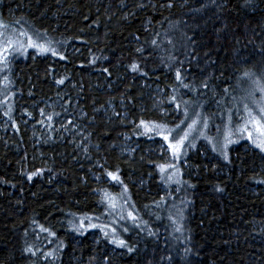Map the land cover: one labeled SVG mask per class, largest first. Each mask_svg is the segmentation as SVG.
Masks as SVG:
<instances>
[{
	"label": "trees",
	"instance_id": "16d2710c",
	"mask_svg": "<svg viewBox=\"0 0 264 264\" xmlns=\"http://www.w3.org/2000/svg\"><path fill=\"white\" fill-rule=\"evenodd\" d=\"M0 22V42L27 32L24 40L57 53L27 47L5 54L0 118L8 116L11 129L0 131V264H264V156L257 150L239 145L225 162L211 149H194L177 191L163 195L159 158L142 149L122 158L114 147L127 132L146 145L155 135L140 122L175 124L184 102L200 100L209 113L225 108L246 72L264 75V0H0ZM155 87L168 92L175 113L153 109ZM68 93L87 112L103 167L95 169L109 184H97L71 140L35 145L37 126L53 125L50 108L40 116L38 107ZM109 101L118 117L100 111ZM121 107L138 126L122 124ZM20 110L35 135L20 124ZM119 184L133 197V225L140 221L125 235L131 252L97 227L85 232L69 223L73 216L102 223L103 190Z\"/></svg>",
	"mask_w": 264,
	"mask_h": 264
},
{
	"label": "rangeland",
	"instance_id": "374dc122",
	"mask_svg": "<svg viewBox=\"0 0 264 264\" xmlns=\"http://www.w3.org/2000/svg\"><path fill=\"white\" fill-rule=\"evenodd\" d=\"M146 1L150 3V0ZM25 38L26 36H21V39L10 38L13 41V47L9 49V52L13 51V49L17 47V41H20L25 45V48L21 49L20 52L26 51L28 40H24ZM31 39L36 43L43 44L34 37H31ZM43 45L47 46V44ZM5 67L6 62L0 60V73L5 71ZM71 87L78 91L76 84H71ZM3 92H5V90H3ZM64 93L65 91H60L62 96H64ZM150 94L151 100L154 101L152 107L156 112L163 116H168L176 112L174 107H169L167 104L169 95L165 89L155 87L150 89ZM64 99L56 96L53 99L44 101L43 107H38L40 116H42L40 114V110H42V108H50V111L47 113L51 114L52 119L48 120L50 124L53 125L52 128L50 127V130L49 125L47 124L37 126L36 134L38 133V135L34 140L35 145L39 147V150H41V146L43 144L49 145L55 142L62 143L68 139L71 140V144L76 146L83 158H86L89 162L90 174L92 175V178L97 181V184H103L104 182L109 184L111 182L109 178L104 176L98 169H95L103 167L101 166L100 159L96 158L92 152V149L97 150L98 147L92 143L88 124L84 121L88 118L87 112L82 106H80L78 100H76V95L74 97V94L68 93ZM65 102H71L73 108L72 111L65 108ZM114 105L115 104L112 101H109L108 105L100 109V111L104 115L110 114L107 116L108 119H110V116L113 115L118 117L119 112H117ZM245 105L252 109L254 113L259 114V108L264 106V75L242 76L237 82L235 91L228 99V103L225 108L214 109L211 113H209L202 109V103L200 100L197 102L196 100L187 101L184 102L182 108L180 109L181 113L178 115L177 123L172 125L159 124L164 126L162 129L164 135L168 134V130H173L169 140L174 143L175 141L173 138L178 134L183 135L184 131H187V126L191 124L193 120H197L196 126L189 134L188 139L184 142L178 158L173 154L172 150L168 148L169 141H165L163 136L157 135L155 132H149L155 136L151 138L150 141L146 142V145H143L140 140L133 138L128 132L123 133L121 135V140L118 141L114 147L122 158H134L136 153L141 149L143 153L159 158L158 170L161 178L160 189L163 195H166L171 193L172 188L177 191V183L182 177L183 171L190 167L187 162L189 154L192 150L199 147H204V155L209 149H211L212 152L222 158L225 162L230 161L232 151L239 145H245L246 147L251 146L264 156V152L257 148L252 143V140L248 139L247 132H240V128L243 126L244 118L246 117V112L244 110ZM121 109L122 113L120 116L122 124L127 126H138L135 119L129 117L126 107H121ZM185 109L187 110L186 113ZM18 116L20 124L25 126L27 125L30 130H34L35 135V126L29 122L27 118H25L22 110L18 112ZM48 117L49 116L46 118ZM44 120L47 121V119ZM90 122L91 121L88 120V123ZM205 122L207 125L206 127ZM177 125H179V128ZM9 129H11L10 118L3 115L0 118V131L6 132ZM248 132L253 133V139H264V137H261L251 125L248 127ZM229 140L233 142L228 143ZM225 156H227V158H225ZM168 165H171L172 167H165L164 170L161 169V166ZM105 194L114 200L116 207L111 206ZM102 198L104 200V207L100 216L102 223L96 219H91L92 217L86 218L83 216H73L72 219L69 220V223L72 224L73 227H77L87 232L91 229V227H89L90 221L92 222L94 220V225L99 226L97 228L109 242L112 243L113 236L117 239L125 241V235H129L133 228L140 226V221L138 220L133 225L134 220L128 215L129 212H131L133 216L135 213V211H133V197L127 189H123V187L119 184V187L115 190L110 191L109 188L103 190ZM85 218L87 219L86 222L89 219L91 220H89L88 223H85ZM81 220H83V228H80ZM113 228L116 229L115 233H112L111 231ZM125 229H127V231H125ZM106 232L108 235H105ZM94 234L97 235L98 238L96 240L100 243L102 236L97 231H95ZM114 245L118 246L116 244ZM113 252H117V250L113 248Z\"/></svg>",
	"mask_w": 264,
	"mask_h": 264
},
{
	"label": "snow or ice",
	"instance_id": "6c2138e0",
	"mask_svg": "<svg viewBox=\"0 0 264 264\" xmlns=\"http://www.w3.org/2000/svg\"><path fill=\"white\" fill-rule=\"evenodd\" d=\"M0 26H4L6 27V25H2V22H0ZM20 36H28L27 32H20L19 33ZM0 36H3V33H0ZM17 47L14 48V51H20L21 49L25 48V45L23 43H21L20 41H17ZM153 43H155V41H153ZM6 44V46H4ZM13 47V41L11 39H8L6 41L0 42V60L6 62L7 61V56L5 55L10 48ZM26 47H30V48H37L39 49L42 53L43 52H52L53 55H57L56 50L54 48L48 47L46 45L43 44H39L34 42L31 37H28V42H27V46ZM131 69L132 71H137L139 69V65L138 64H132L131 65ZM105 71H107V69H105ZM250 73H245V76H249ZM176 78L177 80L180 79V72L177 71L176 73ZM5 79H7L5 77ZM60 83H63V80L59 81ZM184 87H188L187 85H184ZM205 87H207V85H205ZM176 97L173 96L172 100L175 101ZM177 108H179V104L176 105ZM244 110L246 112V117L244 118V124L243 126L240 128V132H247L248 134V139L252 140V143L259 148L262 152H264V139H253V133L252 132H248V127L249 125H251L257 133L260 134L261 137H264V106L259 108V114L254 113V111L250 108H248L247 105L244 106ZM186 109H185V113H186ZM49 120L52 119L51 116L48 117ZM183 123V122H182ZM140 124L143 126L145 133H149V132H155L157 135H161L163 136V139L165 141H169L168 143V148H170L173 152L174 155L179 156V153L181 151V149L183 148L184 142L188 139L189 134L191 133V131L194 129V127L197 124V120H193L191 124H189L187 126V131H184L183 135H177L176 137H174V143L172 141L169 140V137L172 135V131L173 130H168V134L164 135V132L162 131L163 127L162 125L156 124L155 122L152 123H148L145 121H141ZM206 122H205V127H206ZM177 127L179 128V125H177ZM233 141L229 140L228 143H232ZM226 146V145H225ZM225 158H227V156H225ZM165 167H172L171 165L168 166H161V169L164 170ZM108 175L115 181L120 182V177L118 174L116 173H111L109 172ZM31 178V177H29ZM106 198H108L109 203L111 204L112 207H116V204L114 202V200L111 197H108L107 194H105ZM128 215L130 217H132L133 220L136 219L135 216L132 215L131 212L128 213ZM84 224H83V220L80 221V228H83ZM89 227H98V225H94V224H90ZM79 230V229H77ZM112 233L116 232V229L113 228L111 229ZM125 231H127V229H125ZM105 235H108V233L106 232ZM149 235H154V233L149 232ZM112 243L120 246V247H125L128 249L129 252L133 251V249L131 247H129L126 243V241L122 240V239H117L115 236H113L112 239ZM28 251H32L31 248L28 249ZM52 253H48V256H51Z\"/></svg>",
	"mask_w": 264,
	"mask_h": 264
}]
</instances>
